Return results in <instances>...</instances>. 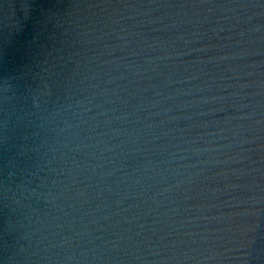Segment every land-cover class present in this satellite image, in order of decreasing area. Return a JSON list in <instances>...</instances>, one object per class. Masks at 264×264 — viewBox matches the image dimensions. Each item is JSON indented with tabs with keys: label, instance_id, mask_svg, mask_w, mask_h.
I'll list each match as a JSON object with an SVG mask.
<instances>
[{
	"label": "water",
	"instance_id": "95a60500",
	"mask_svg": "<svg viewBox=\"0 0 264 264\" xmlns=\"http://www.w3.org/2000/svg\"><path fill=\"white\" fill-rule=\"evenodd\" d=\"M261 2L3 0L0 264H264Z\"/></svg>",
	"mask_w": 264,
	"mask_h": 264
},
{
	"label": "clouds",
	"instance_id": "9594fccd",
	"mask_svg": "<svg viewBox=\"0 0 264 264\" xmlns=\"http://www.w3.org/2000/svg\"><path fill=\"white\" fill-rule=\"evenodd\" d=\"M240 7H260V8H264V2H261V3H256V4H241L239 5ZM0 7H3V0H0ZM8 7L11 8L12 7V4L9 3L8 4ZM25 15H27V11H25Z\"/></svg>",
	"mask_w": 264,
	"mask_h": 264
}]
</instances>
